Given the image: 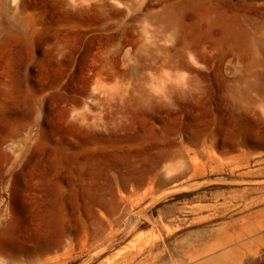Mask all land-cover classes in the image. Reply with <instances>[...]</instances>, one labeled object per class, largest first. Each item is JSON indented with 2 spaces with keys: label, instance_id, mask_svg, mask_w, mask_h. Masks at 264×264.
I'll return each mask as SVG.
<instances>
[{
  "label": "rangeland",
  "instance_id": "obj_1",
  "mask_svg": "<svg viewBox=\"0 0 264 264\" xmlns=\"http://www.w3.org/2000/svg\"><path fill=\"white\" fill-rule=\"evenodd\" d=\"M102 263L264 264V0H0V264Z\"/></svg>",
  "mask_w": 264,
  "mask_h": 264
},
{
  "label": "bare ground",
  "instance_id": "obj_2",
  "mask_svg": "<svg viewBox=\"0 0 264 264\" xmlns=\"http://www.w3.org/2000/svg\"><path fill=\"white\" fill-rule=\"evenodd\" d=\"M232 143H233V142H232ZM241 143H242V139L239 138V137L236 138V139L234 140V144H235V145H240ZM153 201H154V200H153ZM138 239H140V236L137 238L136 242L138 241ZM134 240H135V239H134ZM142 240H143V239H142ZM138 242H139V241H138ZM139 243H140V242H139ZM134 245H135V243H134ZM133 247H134V246H133ZM132 249H133V248H132ZM138 253H139V252H138ZM134 256H135V254H134ZM134 256L132 255V253L129 252V253H127V254L124 256V259H125V260H127V259H129V258L132 259V258H134ZM106 258H107V257H106ZM106 258H105V259H106ZM110 258H111V257H110ZM107 259H109V258H107ZM109 260H110V259H109ZM109 260H107V261H109ZM107 261H106V262H107ZM102 262H103V261H102ZM104 263H105V261H104ZM122 263H123V262H122ZM102 264H103V263H102Z\"/></svg>",
  "mask_w": 264,
  "mask_h": 264
}]
</instances>
